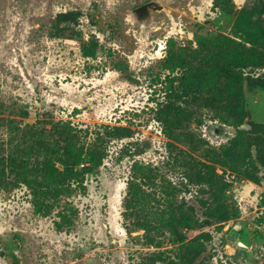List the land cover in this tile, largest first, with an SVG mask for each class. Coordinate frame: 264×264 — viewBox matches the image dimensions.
Segmentation results:
<instances>
[{"label":"rangeland","instance_id":"rangeland-1","mask_svg":"<svg viewBox=\"0 0 264 264\" xmlns=\"http://www.w3.org/2000/svg\"><path fill=\"white\" fill-rule=\"evenodd\" d=\"M226 70L244 77L241 116ZM59 121L133 134L50 216L0 184V264H264V0H0V155L12 127ZM194 160L219 178L198 182ZM135 163L155 166L135 176L148 211L172 205L153 242L124 215Z\"/></svg>","mask_w":264,"mask_h":264},{"label":"trees","instance_id":"trees-1","mask_svg":"<svg viewBox=\"0 0 264 264\" xmlns=\"http://www.w3.org/2000/svg\"><path fill=\"white\" fill-rule=\"evenodd\" d=\"M238 31L240 34L246 32L245 29H238ZM245 36L246 41L253 44L251 37L248 34ZM230 41L237 45L236 51H239L240 47L245 48V45L237 40L230 39ZM176 55L175 51L170 50L166 62L174 61ZM225 78L228 82L226 108L241 116L240 113L244 111L245 104L243 74L237 73L235 70H226ZM175 94L173 96H177ZM204 100L206 103H214L212 97ZM173 106L171 101L164 105L167 115H172L176 109ZM11 132L10 141L12 142L13 135L18 133L19 143L16 149L9 151L3 143L1 149L3 153L0 155V184L7 189L26 185L31 191L32 203L36 212L43 216H50L55 209L61 207L64 198H70L77 190L85 189L87 175L104 165L109 156L111 144L118 139L130 138L133 134V131L127 127L110 125L89 127L71 121L52 123L50 129L37 123L25 124L20 127H12ZM262 154L264 159V153ZM172 159L180 164L184 162V157L181 155ZM189 164L192 165L194 176L200 183L202 181L213 182L219 178L209 163L194 160ZM183 165L188 167L186 163ZM133 167L134 176L128 182L124 215L129 219L136 218L135 224L143 228L148 233L147 240L153 242L154 239L150 237V232L157 231L172 222L170 220L165 224L163 217L172 205L167 204L168 210L148 211V207L154 205L153 201L149 200L152 193L145 190L144 183L137 182L135 176L141 174L140 178L145 182L147 178H151L153 173V169H149V167L155 166L135 163ZM188 178L191 179V173L188 174ZM158 204L162 206L161 203ZM77 214L78 209L75 207H65L63 211L59 212L61 220L56 222V226L61 229L64 226L72 225L73 218ZM152 214L155 216L154 220L148 217V215L151 217Z\"/></svg>","mask_w":264,"mask_h":264},{"label":"water","instance_id":"water-1","mask_svg":"<svg viewBox=\"0 0 264 264\" xmlns=\"http://www.w3.org/2000/svg\"><path fill=\"white\" fill-rule=\"evenodd\" d=\"M152 6V3L145 4L137 9V11L141 14L144 15L147 13L148 8Z\"/></svg>","mask_w":264,"mask_h":264}]
</instances>
